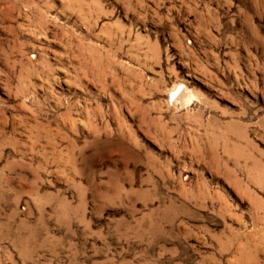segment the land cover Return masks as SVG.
I'll use <instances>...</instances> for the list:
<instances>
[{
    "label": "rangeland",
    "instance_id": "374dc122",
    "mask_svg": "<svg viewBox=\"0 0 264 264\" xmlns=\"http://www.w3.org/2000/svg\"><path fill=\"white\" fill-rule=\"evenodd\" d=\"M0 264H264V0H0Z\"/></svg>",
    "mask_w": 264,
    "mask_h": 264
}]
</instances>
